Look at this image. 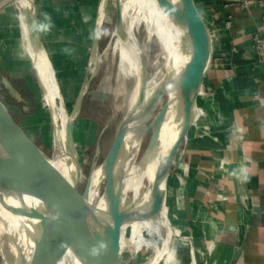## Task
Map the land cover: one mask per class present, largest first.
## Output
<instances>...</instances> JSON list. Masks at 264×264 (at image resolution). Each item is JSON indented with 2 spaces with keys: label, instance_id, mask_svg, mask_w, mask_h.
I'll return each mask as SVG.
<instances>
[{
  "label": "water",
  "instance_id": "95a60500",
  "mask_svg": "<svg viewBox=\"0 0 264 264\" xmlns=\"http://www.w3.org/2000/svg\"><path fill=\"white\" fill-rule=\"evenodd\" d=\"M155 1L162 13L182 31V50L187 55L184 65L191 78L190 89L170 103L166 93H161L147 119L137 124V109L148 81L145 66L141 89L133 104L119 120L110 147L101 161L100 146L96 143L84 185L73 137V124L89 82L86 80V74L70 112L71 118L65 127V145L74 168L71 177L66 176L55 164L53 156L31 138L22 120L15 118L8 94H1L8 86L7 79L0 78V172L9 182L10 189L23 196L32 229V241L28 246H23L18 239L12 240L17 255L14 264H129L132 256L125 257L123 254L120 243L122 234H126L129 229L127 226L131 222L155 218L165 205L168 178L178 150L187 137L194 116L202 111L206 80L213 65L214 42L212 33L193 0ZM106 2L107 0L100 2L89 64H94L96 59V34L100 28L98 22L100 16L103 19ZM9 3L11 0L3 1L0 9ZM34 5L35 0H31V5L24 15L30 45L33 49L41 47L40 49L45 50L35 20ZM115 23L116 29L121 27L119 1L115 4ZM31 65L44 95L43 84L36 75L32 62ZM162 98H165V101L157 109ZM48 113L54 131L55 124L49 108ZM167 118L171 119L170 125L175 128L174 140L167 153L156 161L155 149L159 143L161 128L169 121ZM147 135L149 137L138 157L137 165L142 166L155 160L149 196L125 216L114 203H105V200L122 189L124 164L135 154ZM96 168L101 170L99 188L103 184L100 191V196L104 199L102 207L92 201L96 187L90 192L91 173ZM127 205L133 206L132 202ZM168 221L171 225L169 217ZM187 239L192 263L195 264L192 239L190 236H187ZM0 256L3 263L1 250ZM161 260L157 259L155 264H159Z\"/></svg>",
  "mask_w": 264,
  "mask_h": 264
},
{
  "label": "crops",
  "instance_id": "0c3cea01",
  "mask_svg": "<svg viewBox=\"0 0 264 264\" xmlns=\"http://www.w3.org/2000/svg\"><path fill=\"white\" fill-rule=\"evenodd\" d=\"M193 1L212 33L214 58L202 113L168 178L166 206L172 224L191 237L195 264H264V63L252 48L264 0ZM69 13V0H35L44 45L55 38L54 46L71 43L81 52L66 38ZM178 259L193 264L189 244Z\"/></svg>",
  "mask_w": 264,
  "mask_h": 264
},
{
  "label": "rangeland",
  "instance_id": "374dc122",
  "mask_svg": "<svg viewBox=\"0 0 264 264\" xmlns=\"http://www.w3.org/2000/svg\"><path fill=\"white\" fill-rule=\"evenodd\" d=\"M115 1L107 0L104 8L103 23L98 29L100 35L97 41L96 58L98 61L96 66L89 64V61L92 32L95 29L101 0H87L86 4H82L80 0H69L68 18L70 20L66 24L67 32L70 33L66 38L68 41L80 45L81 52L77 50L78 46H72L71 43L68 44L71 45L70 49L67 45L64 50V47L54 46L55 38L51 42L52 44L44 45L42 43L46 51L49 47L50 51H47V54L52 62L68 113L75 105L85 74L86 80L89 81L73 124V137L82 172V185L85 184L96 143L98 142L100 146L99 161L109 149L118 122L131 102L136 82V77L133 75L127 77L118 75V44L113 34L116 29ZM73 21L76 25L73 24ZM135 22L137 25L135 37L140 45L148 47L144 54V62L147 80L150 84L159 80L166 72L164 69L166 59L158 49L157 38L151 39V41L146 39L144 21L138 17ZM20 32L17 8L13 4H9L0 9V78L5 77L8 83L1 94L4 95L5 92L8 94L15 118L22 120V124L31 138L52 156L54 150L53 132L48 106L42 97L29 59L21 47ZM164 101L165 98H162L157 109ZM199 115L200 112L197 117ZM148 137L149 135L142 140L137 157L145 148ZM102 187L103 184L100 185L99 192ZM130 197L128 194L127 198L130 199ZM166 210L170 221H172L168 209ZM129 230L130 228L126 234H122L123 254L125 257L132 256L129 264H146L152 256V251L133 242ZM188 244L183 233L182 237L173 238V247L177 249V256L171 264H179V250ZM0 264H3L1 256ZM159 264H165L163 259Z\"/></svg>",
  "mask_w": 264,
  "mask_h": 264
},
{
  "label": "bare ground",
  "instance_id": "6f19581e",
  "mask_svg": "<svg viewBox=\"0 0 264 264\" xmlns=\"http://www.w3.org/2000/svg\"><path fill=\"white\" fill-rule=\"evenodd\" d=\"M3 1L5 0L0 1V4ZM116 1H119L121 7V27L115 29L113 33L116 38L115 41L118 44V75L125 77L133 75L136 77L134 93L128 109L135 101L143 83L145 69L144 54L148 48L140 45L138 39L135 37V30L137 28L136 18L139 17L140 20L142 19L144 21L147 33L146 39L148 41L157 38L158 49L161 50L162 56L166 59L164 67L166 72L163 76L150 84L149 80L147 81L143 99L137 109L135 122L139 124L145 121L150 115L161 93H166L170 103L188 92L191 86V78L184 65L187 55L182 50V31L162 13L155 0ZM9 4H13L17 8L19 27L21 30V47L29 59L30 64L31 62L34 64L36 75L42 82L45 90L42 97L52 112V119L55 124L54 131L52 130L53 159L62 172L66 176L71 177L74 168L65 145V127L71 115L65 109L66 106L63 96L60 92L55 71L47 51L40 49L41 47L39 49H33L30 45L24 15L25 11L31 5V0H11ZM100 20L98 26H101L103 23L101 16ZM97 61L98 59L96 58L94 66H96ZM197 114L194 116V121L198 118ZM167 120L169 121L165 123L166 125H163L159 134V143L154 153L156 161L167 153L174 140L175 128L170 125L171 119L167 118ZM138 150L139 147L135 154L124 164L125 176L122 189L113 196L107 197V202L105 200V203H114L118 210L124 212L125 216L129 215L131 209L133 210L136 205L138 206L147 200L150 191V182L153 176V164H155V160L146 162L142 166L137 165ZM100 180L101 170L99 168L93 169L90 178V192H93V188L96 187V194L93 193L92 201L95 205L97 204L100 205L99 207H102L104 205H102L104 199L100 196L98 189ZM128 194L131 196L130 199L127 198ZM91 196L90 194L89 199H91ZM131 202L133 206H128L127 204ZM24 203L23 196L15 194L10 189L9 182L5 179L3 173L0 172V249L3 264H14L16 261L17 255L13 249V239L20 240L23 246H28L32 241L31 222L25 210ZM165 208L167 209L166 202L155 218L131 222L127 226V228H130V238L132 241L152 251V256L148 259V262L146 261V264H155L159 258L163 259L165 264H171L175 261V256H177V249L175 250L173 247V238L182 237V231L171 222V225L169 224L167 210ZM120 243L123 246L122 242ZM209 244H212L211 241ZM183 245L185 244L183 243Z\"/></svg>",
  "mask_w": 264,
  "mask_h": 264
},
{
  "label": "built area",
  "instance_id": "2783aa9c",
  "mask_svg": "<svg viewBox=\"0 0 264 264\" xmlns=\"http://www.w3.org/2000/svg\"><path fill=\"white\" fill-rule=\"evenodd\" d=\"M246 3H248V2H246ZM230 24H231V20L230 19H226L224 21L223 26L225 28H228L230 26ZM252 48L254 50V53L256 55L257 60L260 63H264V26L261 29H259L253 35ZM200 113H202V111ZM216 198L223 200V199H225V196L222 195V194H217ZM185 238L189 242V240L187 239V237H185Z\"/></svg>",
  "mask_w": 264,
  "mask_h": 264
},
{
  "label": "clouds",
  "instance_id": "9594fccd",
  "mask_svg": "<svg viewBox=\"0 0 264 264\" xmlns=\"http://www.w3.org/2000/svg\"><path fill=\"white\" fill-rule=\"evenodd\" d=\"M99 35H100L99 33L96 34L97 38H99ZM245 178H246V177H245Z\"/></svg>",
  "mask_w": 264,
  "mask_h": 264
}]
</instances>
